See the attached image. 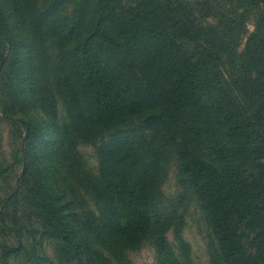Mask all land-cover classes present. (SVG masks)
Wrapping results in <instances>:
<instances>
[{
	"label": "trees",
	"instance_id": "obj_1",
	"mask_svg": "<svg viewBox=\"0 0 264 264\" xmlns=\"http://www.w3.org/2000/svg\"><path fill=\"white\" fill-rule=\"evenodd\" d=\"M8 16L55 53L27 38L31 100L56 148L30 185L43 134L4 112L23 132L24 170L3 204L22 196L62 264H135L146 246L158 264H195L191 203L211 231L209 264H264V0H0V62L15 50ZM82 143L96 150L95 174ZM171 164L176 197L164 189ZM20 249L0 242L7 255Z\"/></svg>",
	"mask_w": 264,
	"mask_h": 264
},
{
	"label": "rangeland",
	"instance_id": "obj_2",
	"mask_svg": "<svg viewBox=\"0 0 264 264\" xmlns=\"http://www.w3.org/2000/svg\"><path fill=\"white\" fill-rule=\"evenodd\" d=\"M5 15H10V11H5ZM8 19L11 25L16 20L12 16H8ZM247 24L249 35L255 30V17ZM11 30L15 37V50L14 52L9 51L8 55L4 56L0 62V211L4 208L6 209V219L15 229L5 230L0 222V242H5L21 249L11 255L0 252V264H62L57 241L45 233L42 220L33 215L32 209L27 206L22 196H19V199L17 198L15 202H11L7 206L3 204L4 198L9 191L11 192V189L16 187L18 179L22 176L24 170L23 162L17 157L18 149L23 139L21 137L23 132L18 129L15 123L5 118L4 112L30 118L34 121L39 132L43 134V141L37 147L39 149L37 157L42 156V158H36L38 160L35 161L32 156L30 157L33 160L32 166L35 172L33 174L34 179L31 180L30 185L38 184L40 176L36 172L42 174L43 167L46 166L54 148H56V145L51 143L52 138H54L49 135L51 130L47 129L49 119H51L50 116L45 114L41 107H35L33 100H31L33 93L28 83L29 75L33 72L30 69L32 64L28 56L32 52V48L29 49L27 38H30L33 44H37L38 49L43 50L42 54L45 50L48 53L47 57L54 56L55 53L50 48L47 40L43 44L40 35L32 34L33 32L30 34L26 28L20 27V22L19 24H14ZM245 41L246 39H244L241 49H244ZM38 68V70L40 68L46 70L47 64L40 63ZM58 104L61 114L64 111L63 105L61 101ZM35 140L34 142L31 141V147L36 144ZM78 150L83 156V161L88 170L93 174L97 173L98 159L94 147L82 143ZM43 153L46 154L45 157ZM61 183L53 184V193H55L54 190L59 191L57 185ZM48 185H46V189ZM49 188H51L50 185ZM164 189L172 197L184 192L178 181L176 166L173 164H171ZM82 194L85 196L88 206L94 208L96 203L94 195L87 189H83ZM185 209L187 217L184 236L191 245L193 261L195 264H209L208 243L211 240V231L196 204H188ZM169 237L174 241L173 233ZM131 258L135 264H158L157 254L152 246H146L140 251L131 253Z\"/></svg>",
	"mask_w": 264,
	"mask_h": 264
}]
</instances>
